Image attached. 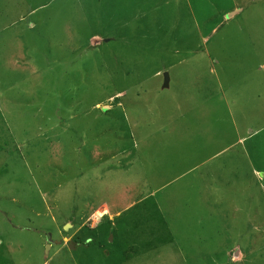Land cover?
Here are the masks:
<instances>
[{
	"label": "rangeland",
	"instance_id": "obj_1",
	"mask_svg": "<svg viewBox=\"0 0 264 264\" xmlns=\"http://www.w3.org/2000/svg\"><path fill=\"white\" fill-rule=\"evenodd\" d=\"M0 264H264V0H0Z\"/></svg>",
	"mask_w": 264,
	"mask_h": 264
},
{
	"label": "water",
	"instance_id": "obj_2",
	"mask_svg": "<svg viewBox=\"0 0 264 264\" xmlns=\"http://www.w3.org/2000/svg\"><path fill=\"white\" fill-rule=\"evenodd\" d=\"M165 78H166V82L168 83V81H169V76H168V74H166Z\"/></svg>",
	"mask_w": 264,
	"mask_h": 264
},
{
	"label": "crops",
	"instance_id": "obj_3",
	"mask_svg": "<svg viewBox=\"0 0 264 264\" xmlns=\"http://www.w3.org/2000/svg\"><path fill=\"white\" fill-rule=\"evenodd\" d=\"M254 132V131H253ZM255 133V132H254Z\"/></svg>",
	"mask_w": 264,
	"mask_h": 264
}]
</instances>
